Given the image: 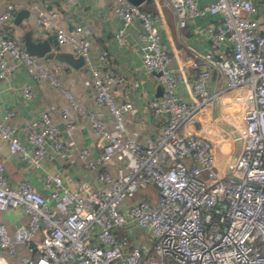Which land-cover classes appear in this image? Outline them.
Wrapping results in <instances>:
<instances>
[{
	"label": "built area",
	"instance_id": "2783aa9c",
	"mask_svg": "<svg viewBox=\"0 0 264 264\" xmlns=\"http://www.w3.org/2000/svg\"><path fill=\"white\" fill-rule=\"evenodd\" d=\"M179 25L187 17L219 12L221 18L207 25L209 47L205 59H193L191 100L176 91L183 75L172 65L171 54L161 39L157 14L130 0H111V12L127 23L141 21L143 66L164 89L148 99L153 113H163L155 137L141 142L125 123L133 109L128 97L117 100L113 84L121 80L106 68L91 64L90 28L81 22L67 25L57 21L58 10L32 3L40 27H50L60 48L80 53L87 66L84 82L91 87L95 106L84 105L61 78V67L43 56L30 53L12 34L15 2L0 0V79L19 64L25 65L36 82H47L67 103L61 108L63 128L49 109L39 120H24L19 126L6 109L0 121V142H6L34 166L49 152L75 148L96 182L77 180L73 188L63 183L57 171H45L41 191L27 178L9 182L0 160V209L21 207L26 225L10 232L0 220V264L5 251L23 243L29 253L20 264H264V31L256 18L246 15L257 10L254 0H169ZM226 43L225 48L219 44ZM105 58V51L99 54ZM233 93L225 100L237 108L231 139L238 142L233 158L221 170L215 150L223 137L183 133L185 120L212 96L207 82L215 68ZM25 96L32 87L22 85ZM88 125L100 150L78 146L77 122ZM31 144L28 149L20 132ZM48 145L49 149L46 148ZM153 188L155 198L138 188ZM143 227L147 238L117 236L116 230L129 222Z\"/></svg>",
	"mask_w": 264,
	"mask_h": 264
},
{
	"label": "crops",
	"instance_id": "0c3cea01",
	"mask_svg": "<svg viewBox=\"0 0 264 264\" xmlns=\"http://www.w3.org/2000/svg\"><path fill=\"white\" fill-rule=\"evenodd\" d=\"M15 2L14 14L19 9H26L19 20L12 18V34L18 42L24 45V34L30 30L31 37L40 35L42 37L52 34L50 27H40L35 20V9L32 3L36 0H13ZM46 9H57L59 14L57 21L72 25L74 22H81L90 28L91 64L106 68L112 71L115 76L121 78L113 84L117 100L125 96L130 98L133 109L125 116V123L135 133L136 137L143 143L153 138L158 133L163 120V113H153L147 106L148 99L158 96L164 89L163 82L155 78L142 64L141 59V21L138 18L131 19L124 28V31L117 33L122 25L119 15L111 12V0H37ZM203 4L213 0H195ZM257 10L246 13L247 16L256 18L261 29L264 31V0H254ZM141 8L157 14V25L161 39L166 43L171 54V62L176 71L183 75V78L176 83V91L185 100H191V80L195 68L191 65L193 59H205L203 54L209 47V34L207 25L218 21L221 18L219 12H205L203 14L187 17L184 25H179L172 5L169 0H140ZM220 48H225L226 43L221 42ZM54 47V46H53ZM105 51V58L99 54ZM47 60L58 63L61 67V78L70 86L75 96L86 106L94 107L95 101L91 87L84 82L88 76L87 66L75 67L65 61L53 57L43 56ZM30 85L32 94L25 96L22 93V85ZM211 99L204 103L195 113L189 116L181 130L183 133H199L211 137H223L224 142L219 150H215L216 164L219 169L226 170L227 162L234 157L238 142L231 139L233 134L232 124L236 122L237 115H230L225 110V99L228 98L234 89H228L225 79L220 76V69L215 67L207 82ZM65 97L58 90L47 82L38 83L28 72L25 65L19 64L15 71L6 78L0 79V121L4 119L6 109H13L15 115L10 119L16 125L24 120L38 121L40 113L47 108L53 117L63 128L61 119V108L66 105ZM236 117V118H235ZM232 120V121H230ZM74 137L78 146L86 145L92 154H96L100 147L90 133L88 125L79 121L74 129ZM20 139L23 144L31 149V144L25 140L22 131ZM49 149L48 145L46 146ZM0 160L9 182L13 185L27 178L41 191L42 176L45 171H57L62 175L63 183L70 188L75 186L77 180H88L95 184L94 171L87 167L79 157L75 148L66 149L62 153L49 152L43 158L40 166H34L23 159L17 152H12L6 142H0ZM155 198L156 191L148 186L139 191ZM27 214L19 206L7 209H0V220L7 225L8 231H12L17 225H26ZM117 236L126 235L129 239L147 238L145 228L138 227L129 222L124 227L116 230ZM29 253L23 243H17L15 251H5L3 260L5 264H20V256Z\"/></svg>",
	"mask_w": 264,
	"mask_h": 264
},
{
	"label": "water",
	"instance_id": "95a60500",
	"mask_svg": "<svg viewBox=\"0 0 264 264\" xmlns=\"http://www.w3.org/2000/svg\"><path fill=\"white\" fill-rule=\"evenodd\" d=\"M134 3H139L140 0H130ZM27 13L26 9H19L14 14V19L19 20L23 14ZM54 46V47H53ZM24 47L32 54L38 56L53 57L61 61H65L70 65L78 67L84 63L83 57L80 53H75L72 50L60 48L57 44V40L54 34H48L45 37L36 35L34 38L31 37L30 30L24 34ZM225 100H228L226 98ZM237 108V104L233 102L231 105L226 106L225 110L233 111Z\"/></svg>",
	"mask_w": 264,
	"mask_h": 264
},
{
	"label": "trees",
	"instance_id": "16d2710c",
	"mask_svg": "<svg viewBox=\"0 0 264 264\" xmlns=\"http://www.w3.org/2000/svg\"><path fill=\"white\" fill-rule=\"evenodd\" d=\"M140 189H141V188H138V189L136 190V192H135V194L133 195V197L138 196V194L140 193V192H139Z\"/></svg>",
	"mask_w": 264,
	"mask_h": 264
}]
</instances>
